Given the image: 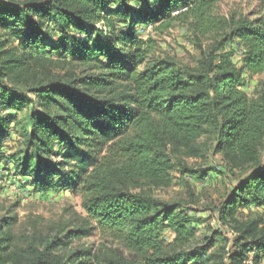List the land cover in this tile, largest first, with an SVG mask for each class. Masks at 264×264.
Here are the masks:
<instances>
[{
  "label": "trees",
  "instance_id": "trees-1",
  "mask_svg": "<svg viewBox=\"0 0 264 264\" xmlns=\"http://www.w3.org/2000/svg\"><path fill=\"white\" fill-rule=\"evenodd\" d=\"M156 1L135 9L130 0H0V99L28 108L17 172L40 190L80 195L87 213L84 225L61 221L51 235H25L19 249L8 231L17 218L1 217L0 264H243L252 248L261 259L263 216L241 220L236 213L239 204L264 205V82L253 95L243 88L244 73H264V0L252 15H222L221 0ZM121 9L137 15L133 25L191 26L198 65L180 64L157 53L155 39L121 29ZM50 16L53 31L44 21ZM236 40L245 47L240 66L221 53ZM5 123L0 119V162ZM211 152L238 178L221 219L230 218V242L240 253H210L217 233L205 246L193 245L197 228L180 203L145 189L170 186L175 170L208 176L213 169L186 159ZM167 227L175 232L170 244ZM94 230L123 243L137 261L114 249L103 258L90 246L64 249Z\"/></svg>",
  "mask_w": 264,
  "mask_h": 264
},
{
  "label": "rangeland",
  "instance_id": "rangeland-1",
  "mask_svg": "<svg viewBox=\"0 0 264 264\" xmlns=\"http://www.w3.org/2000/svg\"><path fill=\"white\" fill-rule=\"evenodd\" d=\"M157 1L154 0V3ZM130 5L139 9L146 5L142 0H130ZM259 0H221L218 2V12L222 15H229L232 12L252 15L259 10ZM115 9H120L115 6ZM125 9H121L120 16H115L118 26L125 31L136 29L140 38L148 40L153 38L157 44V53L173 56L178 63L196 67L201 57L199 42L195 32L188 24L176 22L170 28H158L160 23L147 25L139 22L136 14L124 16ZM54 17H48L44 21L48 29L54 30ZM135 22V23H136ZM99 28L105 30L104 23ZM211 42V37L203 39V45ZM234 52V54H231ZM245 47L239 44L238 40L228 43L221 53H228L233 62L241 65ZM59 68L53 67V71ZM65 72V71H64ZM264 82V73L249 75L244 73V90L253 95L258 87ZM24 91L23 88H18ZM28 108L18 110L6 106L0 99V119L5 121L6 128L3 135L4 157L0 162V218L4 216L16 217L17 220L9 228L10 233L16 235L14 249H19L25 243V235H51L54 233V226L57 223L74 220V225H84L83 219L87 213L83 208V200L69 189L62 187H51L47 190H40L32 185V178L18 174L16 161L25 154L24 140L22 137L23 124ZM188 165L195 169H213L204 178L201 176L184 174L180 170L173 172V182L170 186L160 187L156 184H147L145 189L148 193L161 198L167 203H180L182 211L191 219V224L197 228V236L192 242L195 246H205L214 233L218 234L216 244L209 250L210 253L222 254L228 250L240 253L230 242L236 237L229 221L221 219L223 203L230 194L231 189L238 184L236 178L224 167L222 156L209 154L206 159L187 158ZM241 173H237L239 177ZM257 216L264 218V205L257 206L252 202L250 206L239 204L236 217L241 220L252 219ZM167 244L173 243L175 232L167 227L163 232ZM224 237L225 239H223ZM228 239H230L228 241ZM79 246L92 247L95 255L103 258L105 254L116 250L127 256L131 261H137V255L125 247L120 241L102 236L99 231L94 230L91 235L79 238L65 244L64 249L70 250ZM177 247H188L177 245ZM255 248L248 251L242 259L243 264H264V252L261 259L256 260Z\"/></svg>",
  "mask_w": 264,
  "mask_h": 264
}]
</instances>
